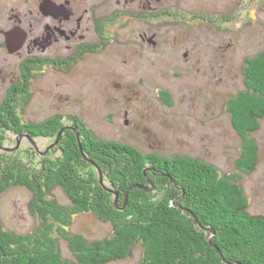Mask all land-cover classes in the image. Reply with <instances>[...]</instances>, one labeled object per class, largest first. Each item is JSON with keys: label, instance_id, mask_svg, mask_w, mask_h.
I'll return each instance as SVG.
<instances>
[{"label": "trees", "instance_id": "trees-1", "mask_svg": "<svg viewBox=\"0 0 264 264\" xmlns=\"http://www.w3.org/2000/svg\"><path fill=\"white\" fill-rule=\"evenodd\" d=\"M245 74L249 89L239 92L229 108L242 137L256 132L264 116V51L247 58ZM60 117L50 118L45 126L17 121L7 127L33 137L55 136L62 126ZM75 126L65 130L54 147L62 152L57 159L47 155L37 162L16 157L19 151L0 152V196L12 186L29 188V205L40 223L33 232L19 234L0 218V264H108L138 246L143 247L144 264H264V215L249 211L241 177L255 171L258 147L246 144L237 171L226 174L186 154L143 153L89 135L85 122ZM3 140L4 135L1 145ZM96 166L122 200L129 192L126 211L114 205V193L99 181ZM151 182L156 187L148 191ZM57 184L65 189L69 204L53 197ZM139 184L145 188L133 186ZM89 212L108 221L113 234L89 240L70 232L71 217ZM63 236L71 259L62 257L58 246Z\"/></svg>", "mask_w": 264, "mask_h": 264}, {"label": "rangeland", "instance_id": "rangeland-1", "mask_svg": "<svg viewBox=\"0 0 264 264\" xmlns=\"http://www.w3.org/2000/svg\"><path fill=\"white\" fill-rule=\"evenodd\" d=\"M219 2L229 4L231 0ZM243 7V16H236L228 24L215 25V40L200 36L198 48L202 49L193 52L207 54L208 60L212 57L208 65H195L182 58L178 63L177 59L163 63L151 58L125 60L120 56L113 62L103 61L108 65L93 64L88 71L74 75H58L51 70L38 72L26 89L28 102L22 110L24 123L30 127L38 123L45 126L50 118L77 116L80 123L85 122V132L99 140L132 145L148 154L154 152L169 157L176 153L186 154L226 174L237 171L236 161L241 158L244 146L255 145L259 149V163L252 174L243 173L241 177L249 197V211L264 215V116L256 132H244L242 137L229 111L231 101L239 92L249 89L245 81L247 58L264 51V0L252 1ZM230 40L233 45L227 48ZM6 137L5 143L0 144V152L19 151L16 157L24 156L37 162L47 155L55 159L61 157V150L54 148L59 141L58 135L31 138L29 134L9 132ZM31 153L33 157L29 156ZM96 167L99 181L114 193V205L126 211L129 192L122 200L100 167ZM139 185L135 187L140 188ZM155 187L154 183L148 191ZM28 189L12 186L0 196V218L7 228L19 234L31 233L40 224L31 211L32 193ZM64 190L57 184L52 195L58 203L69 204L71 200ZM68 228L89 240L113 234L108 221L90 212L73 215ZM63 237L58 246L62 257L71 259L69 243ZM143 254V247L138 246L129 256L108 264H144Z\"/></svg>", "mask_w": 264, "mask_h": 264}, {"label": "flooded vegetation", "instance_id": "flooded-vegetation-1", "mask_svg": "<svg viewBox=\"0 0 264 264\" xmlns=\"http://www.w3.org/2000/svg\"><path fill=\"white\" fill-rule=\"evenodd\" d=\"M219 1L0 0V137L13 132L33 138L29 131L7 125L26 122V89L38 72L74 75L120 56L208 65L212 57L194 53L202 49L200 36L215 40V25L230 23L246 3L257 0ZM60 116L58 139L82 122L77 116Z\"/></svg>", "mask_w": 264, "mask_h": 264}, {"label": "water", "instance_id": "water-1", "mask_svg": "<svg viewBox=\"0 0 264 264\" xmlns=\"http://www.w3.org/2000/svg\"><path fill=\"white\" fill-rule=\"evenodd\" d=\"M175 182H176V181H175ZM151 184H152V186H154V184H153L152 182H151ZM175 184H176V183H175ZM133 186L135 187V186H137V185H133ZM139 186H141V187H143V188H144V186H143V185H139ZM150 188H151V187H150ZM150 188H149V187H146V189H150ZM182 189H183V191H184V188H182ZM116 193L118 194V192H117V191H116ZM213 232H214V233H213V235H212V236L214 237V235H215V233H216V232H215V231H213ZM212 239H213V238H212Z\"/></svg>", "mask_w": 264, "mask_h": 264}, {"label": "bare ground", "instance_id": "bare-ground-1", "mask_svg": "<svg viewBox=\"0 0 264 264\" xmlns=\"http://www.w3.org/2000/svg\"><path fill=\"white\" fill-rule=\"evenodd\" d=\"M151 169V168H150ZM174 179V178H173ZM141 185V184H140Z\"/></svg>", "mask_w": 264, "mask_h": 264}]
</instances>
